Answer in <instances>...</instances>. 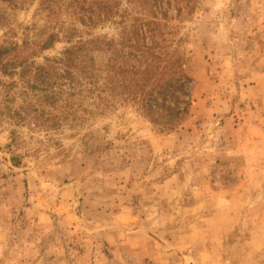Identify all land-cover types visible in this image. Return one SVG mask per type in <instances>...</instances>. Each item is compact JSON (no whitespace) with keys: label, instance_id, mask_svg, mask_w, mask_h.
<instances>
[{"label":"rangeland","instance_id":"rangeland-1","mask_svg":"<svg viewBox=\"0 0 264 264\" xmlns=\"http://www.w3.org/2000/svg\"><path fill=\"white\" fill-rule=\"evenodd\" d=\"M0 53V264H264V0H0Z\"/></svg>","mask_w":264,"mask_h":264},{"label":"trees","instance_id":"trees-1","mask_svg":"<svg viewBox=\"0 0 264 264\" xmlns=\"http://www.w3.org/2000/svg\"><path fill=\"white\" fill-rule=\"evenodd\" d=\"M142 25L143 24L135 25L134 31L132 32V34H134V35H137L139 33L140 39L145 37V30L143 29ZM128 41H131V39L129 38ZM136 43L138 44V39L134 43L135 45L132 43L130 44V47L133 48L135 52H137L136 53L137 56H134L135 62H134V64H132L130 70L127 72H130L133 75L142 74L143 76L142 75H139V76L144 81H148L149 79H153V80L157 79V81L154 85V88L152 89L153 92L155 93V95L153 96L152 91H150L148 93L149 96L144 100V103H143L144 106L146 107L145 108L146 115L148 116L150 122H152L153 124H159L162 128H169V129L174 128L178 124L181 115H183L187 112V107L189 106V98L186 101L182 102V106H179L177 104V102L174 101L172 103L173 104L172 106L168 105L165 107V110H166L165 112H168L170 115L167 121L154 118V116H152V113L157 111V106L159 105L157 103V101L159 99L162 102L161 106H164L165 101L170 100V97L169 96L167 97V95H169L168 94L169 91L171 90V93H174V91L179 90L175 87V84L181 82V80L184 79V78H181V77H183V74H180V72H179L172 82H169V81L165 82V81L161 80L162 76L165 75V73H166L163 69H165L167 66L171 65L169 60H166V58H162V57L158 56V53L161 51L162 47L159 46V44L155 41L151 42L150 44L143 43L140 46L137 45ZM79 47H76L75 50L77 51V50L81 49ZM73 53L74 52L72 50H67L64 53L65 56L63 58H61V64L64 65L63 67L66 66L65 67L66 70H64V71H67V67L69 68V66L71 65V63H72V61H71L72 56L71 55ZM140 54L143 58H140ZM0 55H2V54L0 53ZM142 64H144L145 66L142 70H140L138 67L141 66ZM150 67L159 69L160 70V77L156 78V76L154 75L155 78H153L152 77L153 74H151L152 71L150 70ZM175 69H176V66H175ZM120 73L121 74L124 73L122 68H120L118 70V72L112 71L110 76L117 77L118 74H120ZM110 76H109V78H110ZM136 84L137 85H135V86L137 87V90L135 93L140 92L141 96L146 94L144 89H143V84L140 82H138V83L136 82Z\"/></svg>","mask_w":264,"mask_h":264}]
</instances>
